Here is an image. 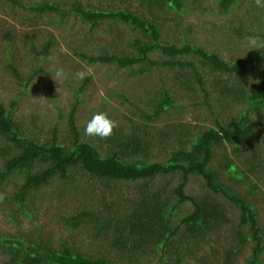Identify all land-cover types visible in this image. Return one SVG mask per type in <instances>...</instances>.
Instances as JSON below:
<instances>
[{
	"label": "rangeland",
	"instance_id": "1",
	"mask_svg": "<svg viewBox=\"0 0 264 264\" xmlns=\"http://www.w3.org/2000/svg\"><path fill=\"white\" fill-rule=\"evenodd\" d=\"M63 1L69 2L67 5L69 6L74 0ZM80 1L86 9L94 7L104 10L129 9L139 15L143 14L148 19H154L137 0ZM216 1L187 0L188 9L183 17L178 16L169 7L156 10L158 23L162 26L163 43L182 45L184 41L194 42L208 51L218 53L228 62L258 53L260 49H250L247 37L262 34L256 38L259 42H264V8L255 6L254 0H244L230 14L216 15ZM27 16H33V12L18 9L5 0L0 1V103L5 109L13 111L14 118L20 123L21 133L36 137L41 142H49L55 137L66 147L71 146L74 139L69 117L73 114L77 127L83 133L81 140L92 141L102 147V154L105 156L111 151V145L99 140L98 137L85 136L83 129L86 122L93 114L105 112L118 123L116 129L127 131L132 122L138 121L142 124L144 118L138 109L124 103L121 95L129 94L130 100L137 107L150 111L149 101L165 87L175 95L178 107L152 123L149 133V136H152L150 159L152 162H163L172 152V144L183 134L192 138L201 130L213 127L216 122L215 116L225 123L234 121L246 107L237 105L233 101L234 98H223L222 94L211 89L206 101L205 93L198 84L196 85L198 93L186 91L178 84L174 69L157 67L148 75L132 77L129 69H118L113 63L88 64L76 54L77 51H86L90 55L136 54L131 42L143 35L139 30H134L132 25L121 21L104 20L96 31L91 32L90 24H84L73 14L69 15L63 27L58 22L59 16L54 13L44 14L43 20L46 21L39 25H29V22L24 20ZM54 17L56 23L48 22ZM8 33H11L10 37ZM49 40L53 41L50 54L45 57L39 56L36 51H41ZM150 56L152 60L160 62L166 57L157 52ZM10 62L18 68L20 79L9 69ZM60 67L64 69L66 78L59 85L53 80L52 75ZM140 67L136 65L135 69ZM88 68L92 70L93 75L77 82L74 73ZM40 69L41 72H38ZM201 69L203 73L209 72L203 67ZM254 70L255 75L251 80L253 84L264 75V62ZM34 72H37L36 78L29 81ZM206 76L204 73V78ZM207 85L210 87L209 83ZM79 90L81 96L77 100ZM252 118L257 128L250 143L243 148L244 156L239 157L234 153L233 147L228 145L225 149L217 150L214 166L223 172L224 157L227 154L238 164L239 169L247 172L246 179L237 180L225 172L222 173V179L255 204L264 235V108ZM162 128H169L173 132L170 141L163 137L162 140L166 142L158 140V131ZM9 145L7 140L0 137V152L1 148ZM69 176L73 181L64 180L57 175L49 184L43 186L38 203H32L36 216L29 218H24L22 214L20 216L21 233L37 234L40 231L57 248L63 240H68L74 248L86 255L94 258L104 257L114 264H156L160 260V254L156 253H147L141 259H134L131 256L125 258L113 247L106 246L105 241L98 239L91 227L71 231L65 228L61 221L64 216L73 217L84 209L104 212L106 205H130L131 200L139 196L141 182L121 181L114 183L113 187L108 186L106 181L90 176L78 166L70 169ZM14 181L17 185L23 182L18 175ZM180 181V174L174 177L169 175L166 178L158 177L154 188L169 183L172 189ZM12 190L10 185L6 189V194ZM186 193L197 197L208 195L212 202L226 210L228 217V222L212 233L207 244L194 241L186 244L189 250L184 260L186 264H248L255 243L248 238L252 234L250 225L240 226L239 209L226 198L208 190L201 176H191ZM17 208L16 203L8 201L0 209L1 233L11 235L19 232V227L8 221L6 216L9 212H15ZM193 209V204L186 202L177 214V220H181ZM237 228L248 239L241 251L229 257L227 250L239 246L240 243L235 237ZM176 244L184 247L180 242ZM179 253L180 250L172 252L171 264H176ZM4 261V256L0 255V264H4ZM262 263L264 264V258Z\"/></svg>",
	"mask_w": 264,
	"mask_h": 264
},
{
	"label": "trees",
	"instance_id": "2",
	"mask_svg": "<svg viewBox=\"0 0 264 264\" xmlns=\"http://www.w3.org/2000/svg\"><path fill=\"white\" fill-rule=\"evenodd\" d=\"M5 1L18 9L33 12V16L24 18L29 25L44 23L46 20H43V15L49 13L59 16L58 22L62 27L67 23L69 15L73 14L84 24H90L91 32L96 31L104 20L132 25L134 30H139L143 35L131 42L136 54L90 55L86 51H77L76 54L88 64L113 63L118 69H129L132 77L148 75L157 67L174 69L178 84L186 91L198 93V84L205 93L206 101L211 90H215L223 98H234L237 105L246 107L234 121L225 123L215 116L213 127L201 130L192 138L182 133L172 144L173 150L167 160L152 162V136H149L151 124L178 107L175 95L165 87L149 101L150 111L137 107L130 100L129 94L121 95L124 103L138 109L144 123L132 122L127 131L115 128L111 137L98 138L111 145V151L105 156L102 154V147L92 141L81 140L83 133L77 127L73 114L69 117V124L74 140L71 146L66 147L55 137L49 142H41L36 137L21 133L20 123L14 118L13 111L5 109L0 103V137L10 143L1 148L0 152V194L5 197L0 202V209L8 201L16 203V211L9 212L6 216L8 221L19 227L16 234L6 235L0 232V255L5 258L4 264H114L104 257L86 255L74 248L68 240H63L57 248L40 231L37 234L21 233L20 216H36L32 203H38L43 186L57 175L64 180L73 181L69 176L70 169L77 166L90 176L106 181L108 186L121 181L141 182L140 193L135 200H131L130 205L110 204L106 205L104 212L84 209L73 217L64 216L61 221L65 228L74 231L81 227H91L98 239L105 241L106 246L113 247L125 258L131 256L141 259L147 253L160 254V260L156 264H171L172 252L180 250L176 264H186L184 260L189 252L186 244H190V241L207 244L212 233L228 222L226 210L212 202L208 195L197 197L186 193L191 176H201L208 190L226 198L239 209L240 226L250 225L252 234L248 238L254 241L255 246L248 264H263L264 235L256 206L222 179L224 172L237 180L246 179L247 172L239 169L230 155L225 154L223 172L214 166V161L217 150L225 149L228 145L233 147L234 153L239 157L244 156L243 148L250 143L256 132V122L252 116L259 114L264 108V75L254 84L251 80L255 75L254 69L264 62V48L244 59L228 62L218 53L208 51L194 42L184 41L182 45L163 43L162 26L158 23L156 10L169 7L183 17L188 9L187 0H137L154 19H148L129 9H86L80 0H74L69 6V2L63 0ZM243 1L217 0L215 14H230ZM52 21L56 23L55 17L48 22ZM8 34L10 37L11 33ZM260 35L262 34L256 37ZM52 45L53 41L49 40L36 53L45 57L50 54ZM156 52L166 56L165 60H152L150 55ZM198 64L209 71L204 72L207 75L205 78ZM136 65L141 67L135 69ZM8 67L20 79L19 70L13 62ZM36 76L37 72H34L29 81ZM80 92H77V100L81 96ZM172 133L169 128H162L158 131L157 138L162 143L166 142L162 137L170 141ZM178 174L181 175V181L175 188L171 189L169 183L154 188L158 177H174ZM17 175L22 178V184L17 185L14 181ZM10 185L13 190L7 195L6 189ZM186 202H191L194 209L177 220V214ZM235 237L240 243L227 250L229 257L241 251L248 239L239 228ZM177 242L184 244V247H179Z\"/></svg>",
	"mask_w": 264,
	"mask_h": 264
},
{
	"label": "clouds",
	"instance_id": "3",
	"mask_svg": "<svg viewBox=\"0 0 264 264\" xmlns=\"http://www.w3.org/2000/svg\"><path fill=\"white\" fill-rule=\"evenodd\" d=\"M255 6L264 8V0H254ZM248 46L250 49L264 48V42H259L255 36L247 37ZM93 72L90 68L80 70L74 73V79L77 82L83 81L85 78L92 76ZM53 80L60 85V82L66 78L65 71L62 67L57 68L55 74L52 75ZM118 127V123L111 119L107 113L98 112L86 122L83 129L84 135L87 137L107 139L113 135L114 129ZM4 195L0 194V202H3Z\"/></svg>",
	"mask_w": 264,
	"mask_h": 264
}]
</instances>
